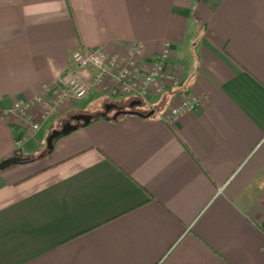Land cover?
Returning <instances> with one entry per match:
<instances>
[{"label": "crops", "instance_id": "0c3cea01", "mask_svg": "<svg viewBox=\"0 0 264 264\" xmlns=\"http://www.w3.org/2000/svg\"><path fill=\"white\" fill-rule=\"evenodd\" d=\"M94 48L143 73L167 51L179 83L117 118L96 84L73 111L93 120L49 151L46 126L73 113L43 115L72 77L92 84L70 58ZM16 155L0 264H264V0H0V162Z\"/></svg>", "mask_w": 264, "mask_h": 264}, {"label": "built area", "instance_id": "2783aa9c", "mask_svg": "<svg viewBox=\"0 0 264 264\" xmlns=\"http://www.w3.org/2000/svg\"><path fill=\"white\" fill-rule=\"evenodd\" d=\"M167 57L166 51L158 56L151 67L143 73L137 63L131 59L123 62L110 60L101 48L75 49L71 53L70 61L76 67L92 72V84L72 77L68 89L54 94V107L71 103V99H74V102L83 99L96 84L101 85L103 90L112 97L129 94L145 101L152 93H162L167 87L178 85L179 81L176 77L165 72ZM36 101H42V97H38ZM199 101L200 98L197 95L186 96L177 106L168 111L169 120L175 121L183 114L193 111L198 106ZM32 105L31 102L19 100L13 108V113L23 125L28 126L31 132L35 133L41 125L32 122L29 117ZM50 110L43 115L44 119L52 115Z\"/></svg>", "mask_w": 264, "mask_h": 264}, {"label": "water", "instance_id": "95a60500", "mask_svg": "<svg viewBox=\"0 0 264 264\" xmlns=\"http://www.w3.org/2000/svg\"><path fill=\"white\" fill-rule=\"evenodd\" d=\"M142 105V100L140 99H135L131 102V108H134L136 106H140ZM117 104H111V103H108L106 105V110H110L112 108H117ZM124 111H122L121 113L120 112H117V114L114 116V118H117L120 114H122ZM131 113H137V114H140L136 111H130ZM154 112L151 111L150 113L147 114V116H150L152 115ZM94 116L91 115V114H82V115H79L77 117V121L78 123H75V124H72V123H69L67 125H64V129L62 130H59L58 128L53 130V132L49 135L48 139H47V149L49 151L53 150V147H54V144H55V139L60 136V135H63V134H68L69 132L73 131V130H76L80 125L81 123L83 125L89 123L91 120H93ZM27 159L23 156H20V155H16V156H12L10 158H7L3 161L0 162V170L2 169H5L11 165H15V164H18V163H24L26 162Z\"/></svg>", "mask_w": 264, "mask_h": 264}, {"label": "rangeland", "instance_id": "374dc122", "mask_svg": "<svg viewBox=\"0 0 264 264\" xmlns=\"http://www.w3.org/2000/svg\"><path fill=\"white\" fill-rule=\"evenodd\" d=\"M104 93H105V95L106 96H108L109 97V99H111L110 100V102H113V103H115V104H117V105H119L120 103H121V101L123 100V99H121L122 97H124V96H133V97H136V96H134V95H129V94H123L122 96H110L108 93H106L105 91H104ZM113 98H115V99H113ZM72 101H70L71 103H70V105H69V107H68V110H67V112H71L72 111V113H73V111H75V107H78V106H85L86 104L87 105H91L93 102H90V96H88V97H86L85 99H82L79 103H78V101H75L74 102V99H71ZM109 102V103H110ZM78 103V104H77ZM59 110H60V108H59V106H57V107H54L52 110H50V112H51V114L52 115H55V114H58V113H60L59 112ZM65 111L64 112H66V109H64ZM97 111V110H96ZM117 114V112H115L114 111V114H113V116H115ZM70 116L68 115V117L67 118H69ZM64 122V121H63ZM64 125L63 124H61V125H59L58 126V129L59 130H62V129H64ZM46 130H48V132L49 133H52L53 132V129L50 127V125L49 126H46V128H45ZM50 134H48L47 136H46V139H45V146H46V144H47V139H48V136H49Z\"/></svg>", "mask_w": 264, "mask_h": 264}, {"label": "flooded vegetation", "instance_id": "af4514ba", "mask_svg": "<svg viewBox=\"0 0 264 264\" xmlns=\"http://www.w3.org/2000/svg\"><path fill=\"white\" fill-rule=\"evenodd\" d=\"M111 104H115V103H113V102H110ZM123 107H121V106H117V108H112V110H114L115 112H122L123 110ZM79 116V114H75V113H73V114H71L70 115V117L67 119V120H65L63 123H61V124H63V125H67V124H69V123H72V124H75V123H78V121L76 120L77 119V117Z\"/></svg>", "mask_w": 264, "mask_h": 264}, {"label": "trees", "instance_id": "16d2710c", "mask_svg": "<svg viewBox=\"0 0 264 264\" xmlns=\"http://www.w3.org/2000/svg\"><path fill=\"white\" fill-rule=\"evenodd\" d=\"M97 118H100V117H97ZM64 135H66V134H63V135L58 136V137L55 139V142H56L59 138H61L62 136H64Z\"/></svg>", "mask_w": 264, "mask_h": 264}]
</instances>
